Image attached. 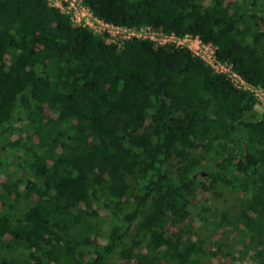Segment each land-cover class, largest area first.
I'll return each mask as SVG.
<instances>
[{
	"label": "trees",
	"instance_id": "1",
	"mask_svg": "<svg viewBox=\"0 0 264 264\" xmlns=\"http://www.w3.org/2000/svg\"><path fill=\"white\" fill-rule=\"evenodd\" d=\"M84 2L198 36L264 90V0ZM257 102L187 47L119 48L47 0H0V264H264ZM206 210L215 249L190 230Z\"/></svg>",
	"mask_w": 264,
	"mask_h": 264
},
{
	"label": "built area",
	"instance_id": "2",
	"mask_svg": "<svg viewBox=\"0 0 264 264\" xmlns=\"http://www.w3.org/2000/svg\"><path fill=\"white\" fill-rule=\"evenodd\" d=\"M50 6L58 9L64 15L69 16L74 26L85 27L94 34L101 36L106 43L115 44L122 48L124 41L139 38L150 39L160 45L176 44L190 49L195 55L206 61L217 73L227 76L237 87L250 90L256 97H264V90L246 83L238 74H236L232 65L222 63L215 57V48L211 45L204 44L198 36L187 35L184 38L175 35H167L160 30L151 27L126 28L107 23L95 16L84 0H47ZM187 42V44H184ZM184 44V45H183ZM212 50V59L207 61L201 52L203 49ZM199 50V51H197ZM240 82L241 85H238Z\"/></svg>",
	"mask_w": 264,
	"mask_h": 264
},
{
	"label": "rangeland",
	"instance_id": "3",
	"mask_svg": "<svg viewBox=\"0 0 264 264\" xmlns=\"http://www.w3.org/2000/svg\"><path fill=\"white\" fill-rule=\"evenodd\" d=\"M184 44H187V42H185ZM183 44V45H184ZM199 51V50H197ZM212 50L209 48H205L203 49V51L201 52V55L207 60H211L212 59ZM238 85H241L240 82ZM257 105L255 107V114L260 115L262 112H264V97L258 95L257 96ZM213 191H209V192H205V191H199L197 193V200L201 201L202 203H206V204H213L216 203V200H214V195H213ZM201 203V204H202ZM196 212L194 211L192 213V216L195 217V219H193V221L191 222V231H199V236L204 238V240L206 239L207 242V247L209 249H215V240L216 237H218L220 235V233L222 232V230L220 229H216L217 225L216 222L219 219V213H217L216 211H205V215L210 219V224L207 222V224H204L203 222L197 220V217L195 216ZM118 263V262H116ZM216 263V261L214 262V264ZM217 264V263H216Z\"/></svg>",
	"mask_w": 264,
	"mask_h": 264
}]
</instances>
